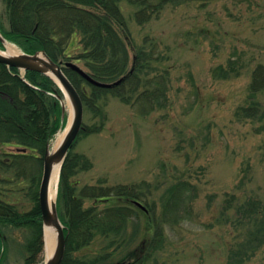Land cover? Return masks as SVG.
I'll return each instance as SVG.
<instances>
[{"label":"rangeland","instance_id":"rangeland-1","mask_svg":"<svg viewBox=\"0 0 264 264\" xmlns=\"http://www.w3.org/2000/svg\"><path fill=\"white\" fill-rule=\"evenodd\" d=\"M119 6L132 42L128 66L134 49L159 54L162 62L151 68L167 70L166 99L162 107L142 112L107 94L99 101L103 117L83 109L82 132L71 154L83 156L90 167L77 170L68 182L77 191L86 185L136 186L147 211L136 207V215L113 244L97 236L72 255L89 262L104 258L105 263L125 258L154 237L162 194L185 181L195 190L190 194L191 214L178 225L163 224L161 245L148 250L151 254L140 264H235L238 258L232 253L250 239L251 228L263 226L264 218V91L254 99L257 115L246 111L253 106L248 89L252 73L264 67V0H177L144 25L134 20L136 6L125 1ZM0 24L7 27L2 0ZM145 36L150 43H143ZM78 39L70 57L80 51ZM5 41L0 52L10 46L23 53ZM62 105L63 122L51 136V152L71 118L65 96ZM10 200L20 210L30 206L20 192ZM249 200L262 208L255 223L243 216L238 221L236 208ZM92 204L85 200L83 206ZM3 232L9 242L1 264H22L27 232L13 227ZM40 259L39 264L47 260L44 243ZM240 264H264V240Z\"/></svg>","mask_w":264,"mask_h":264},{"label":"trees","instance_id":"trees-1","mask_svg":"<svg viewBox=\"0 0 264 264\" xmlns=\"http://www.w3.org/2000/svg\"><path fill=\"white\" fill-rule=\"evenodd\" d=\"M121 1L137 7L134 20L144 25L164 5L177 0H2L7 27L0 24V34L23 53L33 55L43 51L62 66L83 109L95 116H104L99 101L107 94L149 112L164 105L167 70L152 69V65L162 62L161 56L144 48L134 49L128 66V46H132V42L120 10ZM76 37H79L80 51L70 57ZM148 38L144 37V44L149 42ZM71 60L80 62L82 67ZM67 63L75 64L97 82L118 84L111 88L96 87L67 67ZM248 89L253 106L246 111L257 115L254 99L257 93L264 91V67L258 66L253 71ZM62 99L61 90L48 76L31 71L22 74L0 64V264L7 254L9 240L3 230L8 227L27 232L22 264H39L41 260L43 230L38 188L45 149L55 129L63 122ZM260 116L264 117V111ZM89 167L88 160L72 155L70 148L62 164L56 198L66 238L61 264H140L151 254L148 250L155 251L161 245L163 224L178 225L191 214L190 194H195V190L187 182L178 181L162 194V212L152 239L143 240L125 258L114 263H105L104 258L89 262L73 257L72 254L88 247L97 236L109 238V243L113 244L122 235L126 223L136 215L134 202L145 206L136 186L86 185L77 191L74 184L68 182L69 177ZM16 192L30 202L27 209L20 210V206L11 202ZM85 200L93 204L84 207ZM225 204V210L231 208L230 204ZM261 209L257 202L249 200L236 208L238 221L243 216L255 223ZM262 224L251 228L250 239L232 253L233 259L238 258L233 263L250 259L262 245L264 218Z\"/></svg>","mask_w":264,"mask_h":264},{"label":"water","instance_id":"water-1","mask_svg":"<svg viewBox=\"0 0 264 264\" xmlns=\"http://www.w3.org/2000/svg\"><path fill=\"white\" fill-rule=\"evenodd\" d=\"M0 41L5 46L6 41L2 36H0ZM0 64L5 65L8 68L17 69L20 72L31 71L48 76L55 83H57L64 96L68 98L72 107L71 122L61 144L56 151L51 152L49 146H47L45 149V153L43 156L42 174L38 188V204L42 219L44 247L46 230H49L51 228L52 230H54L55 234L54 249L52 255L45 261L44 264H61L65 253L66 238L64 235V226L62 225L58 216L56 201L49 200V185L52 180L54 166L59 163L61 169V166L70 147L74 143L82 128L83 104L76 89L64 74L62 67L50 60L43 51L36 52L33 55H29L26 53L5 55L3 53H0ZM66 66L71 68L87 82L96 87L111 88L112 86L118 84V82L114 84L97 82L90 78L82 69H80L75 64L67 63ZM62 109V111L64 112L63 105ZM134 204L143 211H146L145 207L142 204L138 202H134Z\"/></svg>","mask_w":264,"mask_h":264},{"label":"bare ground","instance_id":"bare-ground-1","mask_svg":"<svg viewBox=\"0 0 264 264\" xmlns=\"http://www.w3.org/2000/svg\"><path fill=\"white\" fill-rule=\"evenodd\" d=\"M0 53H3L5 55L16 54V52L10 46H7V50L5 52H0ZM71 118H72V110H71ZM71 118H70V122H71ZM70 122L67 125V127L65 128V130L61 134H59L58 137L56 138V140L54 141L52 151H56L57 148L59 147V145L61 144V142H62V140L66 134V131L68 130ZM59 172H60V164L58 163L54 166V172H53L52 180H51L50 185H49V200L50 201H54L56 198V186L58 183ZM54 236H55L54 230H52L51 228L49 230H46V232H45V247H44L46 259L50 258L52 255V252L54 249Z\"/></svg>","mask_w":264,"mask_h":264}]
</instances>
